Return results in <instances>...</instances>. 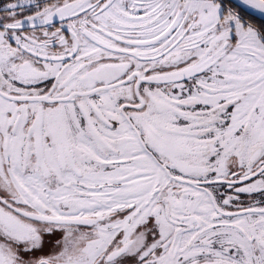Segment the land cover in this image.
Here are the masks:
<instances>
[{
	"label": "snow or ice",
	"instance_id": "6c2138e0",
	"mask_svg": "<svg viewBox=\"0 0 264 264\" xmlns=\"http://www.w3.org/2000/svg\"><path fill=\"white\" fill-rule=\"evenodd\" d=\"M0 264H264V0H0Z\"/></svg>",
	"mask_w": 264,
	"mask_h": 264
}]
</instances>
